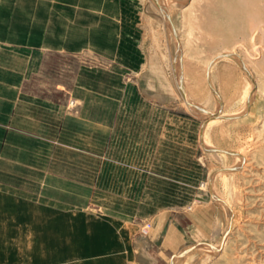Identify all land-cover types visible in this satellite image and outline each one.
<instances>
[{
	"label": "rangeland",
	"instance_id": "374dc122",
	"mask_svg": "<svg viewBox=\"0 0 264 264\" xmlns=\"http://www.w3.org/2000/svg\"><path fill=\"white\" fill-rule=\"evenodd\" d=\"M165 2L85 4L98 8L97 23L83 12L87 21L68 22L83 33L74 51L46 53L31 87L66 127L47 134L46 162L35 169L3 166L29 178L18 184L35 211L20 206V225L63 208L114 224L116 235L130 224L148 236L161 217L186 229L181 251L210 248L197 246L176 264H264V0ZM52 18L46 12V27L57 30ZM173 59L187 100L217 108L219 117L188 108ZM238 114L239 121L224 118ZM45 235L46 228L34 230ZM36 247L37 255L20 245L19 263L42 264L44 246Z\"/></svg>",
	"mask_w": 264,
	"mask_h": 264
},
{
	"label": "crops",
	"instance_id": "0c3cea01",
	"mask_svg": "<svg viewBox=\"0 0 264 264\" xmlns=\"http://www.w3.org/2000/svg\"><path fill=\"white\" fill-rule=\"evenodd\" d=\"M99 1L0 0V264H21L20 245L36 255V246L43 245L46 258L42 264H176L184 259L176 256L186 250L181 251L187 243L186 229L168 219L161 221V217L148 236L137 235L130 224H125L122 236L116 235L114 224L106 226L75 212L67 214L63 208L46 209V221L40 224L32 219L20 225V206L27 212L35 211L34 205L24 204V191L18 184L29 178L4 172L3 166L35 169L38 162H46L47 134L56 136L66 127L59 111L46 105V94L35 92L31 85L43 68L47 52L74 51L73 39L83 33L68 28V22L87 21L85 12L97 23L98 8L83 5L93 6ZM46 12L59 22L57 30L46 27ZM222 105L227 106L224 101ZM242 117L227 115L225 119L239 121ZM42 180H46V172ZM52 213L58 214L57 220H50ZM36 228H46V235L34 236ZM19 229L27 235H21L24 233Z\"/></svg>",
	"mask_w": 264,
	"mask_h": 264
},
{
	"label": "water",
	"instance_id": "95a60500",
	"mask_svg": "<svg viewBox=\"0 0 264 264\" xmlns=\"http://www.w3.org/2000/svg\"><path fill=\"white\" fill-rule=\"evenodd\" d=\"M222 57H229V58H231L233 61H235L239 66H240V68L242 69V71L250 78V79H252V77H251V75H250V73L247 71V69L244 67V65L243 64H241V63H239L238 62V60L237 59H235V57L233 56V55H231V54H226V55H224V56H222ZM221 57H219V58H217V60L218 59H220ZM207 77H208V80H209V74H207ZM180 79H181V77H180ZM178 89H179V91H180V93H181V96L184 98V100H185V102H186V104H187V106H188V108L192 111V112H194V113H196V114H199V115H204V116H210L211 118H216V117H219V115H218V113L216 112V113H210V112H208L207 110H205V109H203V108H201V107H199V106H195V105H193L192 103H190L188 100H187V98H186V94H185V91H184V87H183V83H182V80H180L179 82H178ZM204 149L206 150V151H209V152H216V153H224V154H229V155H235V154H233V153H231V152H227V151H220V150H214V149H208V148H206V147H204ZM235 168H233V169H229V170H234ZM216 198V197H215ZM216 200H218V201H220V202H222L223 203V201H221L220 199H218V198H216ZM197 246H192V247H190V248H188V249H186V250H184V251H182L180 254H178L176 257H182V256H184L187 252H189L191 249H194V248H196ZM214 249V248H213ZM171 264H173V262L171 263Z\"/></svg>",
	"mask_w": 264,
	"mask_h": 264
},
{
	"label": "bare ground",
	"instance_id": "6f19581e",
	"mask_svg": "<svg viewBox=\"0 0 264 264\" xmlns=\"http://www.w3.org/2000/svg\"><path fill=\"white\" fill-rule=\"evenodd\" d=\"M170 2V1H169ZM169 2H168V0H166V2L164 3V6H168L169 5ZM179 2V1H178ZM178 2H177V4H178ZM180 2H182V1H180ZM180 4V3H179ZM235 59H237L238 60V62L239 63H241L242 64V62H241V60H239L238 58H236L235 57ZM174 60V59H173ZM173 74H174V77H175V79H176V82L178 81H180L181 79H180V77H182L181 76V65H180V61L178 60V59H176V60H174L173 61ZM177 82V83H178ZM190 103H192L193 105H195V106H199L198 104H196L194 101H192V100H188ZM199 107H201V106H199ZM202 108V107H201ZM218 113V110H217V108H216V111L215 112H213V113ZM243 112H241L240 114H242ZM199 116V115H198ZM238 116H239V114H238ZM223 118V117H222ZM225 118V117H224ZM206 148H211V147H209V146H206V145H204ZM240 159H237V163H239L240 161H239ZM214 191V190H213ZM221 200V199H220ZM222 201V200H221ZM220 202V201H219ZM221 203V202H220ZM219 203V204H220ZM222 204V203H221ZM224 204V203H223ZM198 248H201L202 250L203 249H208V247H206V246H201V245H199V247ZM217 248V247H216ZM200 249V250H201ZM208 250H210V248L208 249ZM214 250V249H213ZM216 252H217V250H215Z\"/></svg>",
	"mask_w": 264,
	"mask_h": 264
},
{
	"label": "built area",
	"instance_id": "2783aa9c",
	"mask_svg": "<svg viewBox=\"0 0 264 264\" xmlns=\"http://www.w3.org/2000/svg\"><path fill=\"white\" fill-rule=\"evenodd\" d=\"M149 229H150V224H147V225H145V226L143 227L142 232H143L144 234H147L148 231H149Z\"/></svg>",
	"mask_w": 264,
	"mask_h": 264
}]
</instances>
